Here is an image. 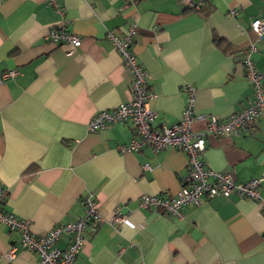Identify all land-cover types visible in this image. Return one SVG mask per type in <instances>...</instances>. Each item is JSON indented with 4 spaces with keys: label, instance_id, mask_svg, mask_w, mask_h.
Masks as SVG:
<instances>
[{
    "label": "crops",
    "instance_id": "crops-1",
    "mask_svg": "<svg viewBox=\"0 0 264 264\" xmlns=\"http://www.w3.org/2000/svg\"><path fill=\"white\" fill-rule=\"evenodd\" d=\"M194 1L193 8L180 0H0V75L17 70L0 77L3 208L29 219L39 233L75 219L82 195L94 192L101 221L85 230L75 264H264V118L240 134H208L201 155L237 181L261 176L262 201L203 196L181 216L137 202L142 194L177 192L187 173L183 151L120 150L133 135L129 120L87 128L97 110L130 97L131 73L107 32L120 36L133 21L131 46L155 93L149 102L158 113L155 126L181 117L187 83L195 87L197 113L222 117L248 104L252 86L241 59L253 44L251 57L264 73V36L250 28L254 17L264 16V0ZM63 17L81 38L73 50L46 38ZM204 125L196 119L192 128ZM116 208L131 225L111 220ZM0 252V264H39L3 223Z\"/></svg>",
    "mask_w": 264,
    "mask_h": 264
},
{
    "label": "built area",
    "instance_id": "built-area-1",
    "mask_svg": "<svg viewBox=\"0 0 264 264\" xmlns=\"http://www.w3.org/2000/svg\"><path fill=\"white\" fill-rule=\"evenodd\" d=\"M180 1L189 7H197L194 0ZM49 2L55 5L53 0ZM67 23L66 18L59 19L50 27L46 38L56 44L68 43L73 50L80 45L81 38L67 29ZM136 27L137 24L133 21L126 26L120 36L112 31L107 32V37L120 56L123 67L131 73L130 97L115 108L97 110L89 119L87 128L96 130L104 128L109 123L129 120L133 135L127 143L118 146L120 150L136 151L148 147L151 152L156 153L165 148H176L186 154L187 173L181 178L177 192L170 196L142 194L138 198V207L144 209L156 207L171 215L181 216L185 205H198L203 196L238 195L262 201L259 190L261 176L237 181L231 170L210 168L201 157L208 134H240L250 130L255 120L264 118V73L256 68L251 57V53L256 49L255 46L249 44L244 49L241 59L245 78L252 86V99L243 109L222 117L212 113H197L194 110L195 87L187 83L184 85L186 98L181 117L170 124L155 126L153 122L158 113L149 105L155 93L148 87L146 71L131 46ZM250 28L257 38L261 39L264 36V16L254 17L250 22ZM16 73V69H9L0 77L6 79ZM196 119H205V125L200 131L192 128V123ZM143 167H149V165L145 164ZM7 194V188L0 185V223L5 224L10 231H16L19 234L20 245L35 253L39 264H75L85 240V230L89 228L94 231L96 224L101 221L96 209L95 194L87 191L80 200L83 212L75 219L55 224L44 232L34 233L30 229L29 219L20 218L4 210L3 202ZM111 220L130 224L126 216L117 208ZM63 238L66 243L64 247H60L58 243ZM10 254L12 255V253L6 254L8 259L11 257ZM1 256L0 252V258Z\"/></svg>",
    "mask_w": 264,
    "mask_h": 264
},
{
    "label": "trees",
    "instance_id": "trees-1",
    "mask_svg": "<svg viewBox=\"0 0 264 264\" xmlns=\"http://www.w3.org/2000/svg\"><path fill=\"white\" fill-rule=\"evenodd\" d=\"M213 40L218 44L221 41V38L218 36L214 35Z\"/></svg>",
    "mask_w": 264,
    "mask_h": 264
}]
</instances>
